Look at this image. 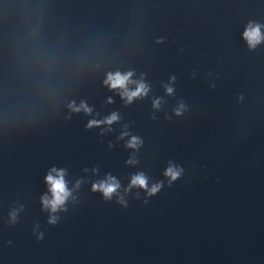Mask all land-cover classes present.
Returning a JSON list of instances; mask_svg holds the SVG:
<instances>
[{"label":"water","instance_id":"obj_1","mask_svg":"<svg viewBox=\"0 0 264 264\" xmlns=\"http://www.w3.org/2000/svg\"><path fill=\"white\" fill-rule=\"evenodd\" d=\"M250 21L264 25V0H0V264H264V41L248 48ZM115 71L147 95L126 104L103 84ZM81 101L89 114L67 107ZM170 161L184 174L167 186ZM52 168L74 197L54 226ZM141 172L165 186L125 192ZM107 175L127 208L91 190Z\"/></svg>","mask_w":264,"mask_h":264},{"label":"clouds","instance_id":"obj_2","mask_svg":"<svg viewBox=\"0 0 264 264\" xmlns=\"http://www.w3.org/2000/svg\"><path fill=\"white\" fill-rule=\"evenodd\" d=\"M264 25L255 22H249L246 26L242 38L246 41V44L250 50H254L262 41H264V34L261 33V28ZM162 41L158 40L157 43ZM133 72H108L105 75V79L103 80V84L109 88V90H118L121 98L125 101L126 104H130L134 99L141 98L147 95L149 91V87L142 80H133ZM174 79V78H173ZM135 85L134 89H130L129 85ZM165 91L171 95L173 89L171 87L165 88ZM111 103V100L108 101ZM160 100L156 99L153 101V107L159 108ZM67 107L71 112H84L85 114H89L92 109L89 108L85 102L81 101L77 106L75 102H69ZM184 105L181 103L179 107L175 110V115L179 116L182 114V110ZM119 119L117 113H112L108 117L103 120H90L86 127L91 128L94 126L100 125H111L113 122H116ZM123 135H127V133H123ZM142 141L135 136H132L126 147L131 149H137L141 145ZM129 164H134L136 161L134 159H129L127 161ZM184 174V168L182 166L174 165L171 161L169 162L168 167L165 169L163 176L167 179V186H171L175 181L180 179ZM65 172L64 170H57L52 168L49 173L45 177V182L48 185V191L50 193V197L45 195L41 197V204L45 210L48 211L49 217L47 223L49 225H56L59 220V216L56 213L61 211H67L65 207L66 203L70 199H74L72 196V190H70L67 186V182L64 179ZM79 181L74 187L79 186ZM165 186L164 181H158L152 185H149L148 178L141 172L136 173L130 179V183L128 187L124 190L125 192L130 191L132 188H139L146 193L147 197H153L157 193L161 191V189ZM120 182L113 176L107 175L105 179L94 182L91 186V190L93 192H99L102 199L105 201L112 200V198L116 197V202L122 207L127 208V201L120 194ZM143 203L147 204L148 199H145ZM10 219L12 222H15L16 212H12L10 214ZM43 239V233L37 234V240Z\"/></svg>","mask_w":264,"mask_h":264}]
</instances>
